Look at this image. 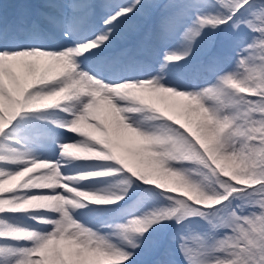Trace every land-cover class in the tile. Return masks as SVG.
I'll list each match as a JSON object with an SVG mask.
<instances>
[{
  "label": "snow or ice",
  "instance_id": "obj_1",
  "mask_svg": "<svg viewBox=\"0 0 264 264\" xmlns=\"http://www.w3.org/2000/svg\"><path fill=\"white\" fill-rule=\"evenodd\" d=\"M0 264H264V0H0Z\"/></svg>",
  "mask_w": 264,
  "mask_h": 264
}]
</instances>
